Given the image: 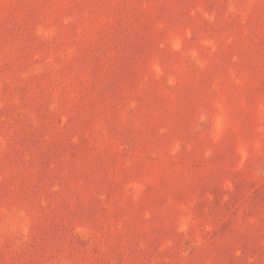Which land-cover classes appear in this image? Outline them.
<instances>
[{
	"label": "rangeland",
	"instance_id": "rangeland-1",
	"mask_svg": "<svg viewBox=\"0 0 264 264\" xmlns=\"http://www.w3.org/2000/svg\"><path fill=\"white\" fill-rule=\"evenodd\" d=\"M0 264H264V0H0Z\"/></svg>",
	"mask_w": 264,
	"mask_h": 264
}]
</instances>
